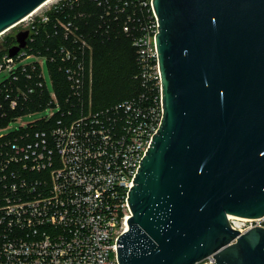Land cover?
<instances>
[{
    "label": "built area",
    "instance_id": "built-area-1",
    "mask_svg": "<svg viewBox=\"0 0 264 264\" xmlns=\"http://www.w3.org/2000/svg\"><path fill=\"white\" fill-rule=\"evenodd\" d=\"M92 18L93 30L86 27ZM110 20L122 21L131 37L142 91L95 108L93 39L107 36ZM158 20L153 0H50L9 27L26 21L29 34L15 55L9 49L17 41L0 44V71H9L0 107L48 93L45 108L57 111L0 134V264H123L117 241L129 229V192L162 123ZM34 54L63 71L65 94L50 71L51 94L40 61L22 62ZM19 73L25 78L17 85ZM229 219L241 232L264 227V214Z\"/></svg>",
    "mask_w": 264,
    "mask_h": 264
},
{
    "label": "water",
    "instance_id": "water-1",
    "mask_svg": "<svg viewBox=\"0 0 264 264\" xmlns=\"http://www.w3.org/2000/svg\"><path fill=\"white\" fill-rule=\"evenodd\" d=\"M45 1L0 0V33ZM153 3L162 123L129 192L119 261L264 264V227L229 219L264 214V0Z\"/></svg>",
    "mask_w": 264,
    "mask_h": 264
},
{
    "label": "trees",
    "instance_id": "trees-1",
    "mask_svg": "<svg viewBox=\"0 0 264 264\" xmlns=\"http://www.w3.org/2000/svg\"><path fill=\"white\" fill-rule=\"evenodd\" d=\"M92 8H96V5H89V9L92 10ZM92 11H97V9ZM96 23H98V20L92 18L86 27L93 30ZM107 27L109 29L107 36L102 34L96 36L95 34L93 39L94 80L92 92L95 108L108 107L121 100L136 96L142 91L138 79L134 78L138 72L135 48L132 46L131 37L123 31V22L110 20L107 21ZM47 40L50 42L51 39ZM15 41V36L8 34L4 43L10 46ZM57 41L59 40L57 39ZM38 43H41V41ZM47 62L55 80V89L62 96L67 90L65 75L55 64V61L47 60ZM24 78V75H20L17 85L23 84ZM47 101L48 93H45L42 96L36 95L32 102L16 109H10L7 104H4L3 107H0V127L7 126L20 113L45 108Z\"/></svg>",
    "mask_w": 264,
    "mask_h": 264
},
{
    "label": "rangeland",
    "instance_id": "rangeland-1",
    "mask_svg": "<svg viewBox=\"0 0 264 264\" xmlns=\"http://www.w3.org/2000/svg\"><path fill=\"white\" fill-rule=\"evenodd\" d=\"M26 27V21H23L21 23H19L18 25H16L15 27H13L12 29H9L8 31H6L5 34L0 36V44L3 42V40L5 39L6 35L8 34H12L14 35L16 32H18L19 30H22ZM34 61H40L41 62V66L42 69L44 71L45 74V79L48 83L49 89L51 91V94L54 93V87H53V83H52V76L49 70V66H48V62L46 59L43 58V55L41 54H34L31 57H26L22 59L23 63H29V62H34ZM9 75V71L8 70H1L0 71V82L7 78ZM57 109H51L49 106L40 110H35L33 112H26L25 114L11 120L9 122V125L6 126L5 128H2L0 130V134H4L7 133L11 130H15L18 129L21 126H25L27 123L29 122H33L36 121L40 118L43 117H47L49 116L51 113L56 112Z\"/></svg>",
    "mask_w": 264,
    "mask_h": 264
},
{
    "label": "bare ground",
    "instance_id": "bare-ground-1",
    "mask_svg": "<svg viewBox=\"0 0 264 264\" xmlns=\"http://www.w3.org/2000/svg\"><path fill=\"white\" fill-rule=\"evenodd\" d=\"M47 1L49 2L50 0H47ZM47 1H46V2H47ZM127 227H129V225H128V224H127Z\"/></svg>",
    "mask_w": 264,
    "mask_h": 264
}]
</instances>
